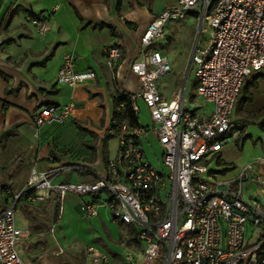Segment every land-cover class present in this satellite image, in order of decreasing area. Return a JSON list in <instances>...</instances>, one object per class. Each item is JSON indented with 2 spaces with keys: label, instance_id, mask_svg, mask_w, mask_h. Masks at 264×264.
Here are the masks:
<instances>
[{
  "label": "built area",
  "instance_id": "2783aa9c",
  "mask_svg": "<svg viewBox=\"0 0 264 264\" xmlns=\"http://www.w3.org/2000/svg\"><path fill=\"white\" fill-rule=\"evenodd\" d=\"M201 15L208 39L199 35L191 56L196 94L213 106L209 116L186 109L182 88L168 100L158 82L173 71L170 60L154 45L166 37L168 24ZM39 36L50 30L47 20L32 19ZM140 58L131 71L140 91L124 94L117 103L119 147L108 162V175L91 184H53L55 171L33 169L28 182L35 192L69 194L81 198L84 217L110 212L114 222L134 228L138 246L126 247V264H264V157L239 169L232 179L210 170L219 164L223 148L232 143V117L247 80L264 70V0H178L159 14L145 30ZM113 66L124 56L120 45L105 50ZM92 74L76 71V58L64 57L57 84L75 88ZM142 102L150 114V128L135 126ZM75 101L44 104L32 115L37 131L65 124L73 117ZM157 138L162 165L156 168L146 155L144 140ZM0 212V264H26L18 245L23 230L16 221L22 191ZM38 196V195H37ZM41 199V197H40ZM248 234L250 238H248ZM85 264H113L100 246L85 249Z\"/></svg>",
  "mask_w": 264,
  "mask_h": 264
},
{
  "label": "crops",
  "instance_id": "0c3cea01",
  "mask_svg": "<svg viewBox=\"0 0 264 264\" xmlns=\"http://www.w3.org/2000/svg\"><path fill=\"white\" fill-rule=\"evenodd\" d=\"M177 1L4 0L0 9V149L23 157L22 166L29 170L16 179L17 191L24 196H49L54 205L58 196L54 192H35L26 187L33 169L54 170L53 184H91L108 175V162L119 147L117 100L125 98L124 94L140 91L131 63L141 57L140 42L149 24ZM189 17L168 24L166 37L154 45L170 62L173 60L172 68L177 74L174 83L178 85L191 66L197 39ZM32 19L49 21L46 36L38 35ZM183 32L188 35L184 54L177 50V39ZM117 45L122 47L124 56L111 66L105 50ZM68 54L75 56L78 73L93 75L75 88L57 84L58 72ZM165 79L158 82L159 87L169 85ZM180 88L169 91L166 98L174 99ZM184 95L186 98L185 91ZM246 97L251 100L243 103ZM73 100L76 108L69 121L36 130L32 115L42 105H62ZM139 106L141 112L146 108L142 102ZM240 110L242 114L264 118V70L247 80L236 111ZM210 113L206 111L203 115ZM131 115L130 112L127 115L130 120ZM139 125L143 127L140 121ZM236 127L240 126L233 122L231 136L239 141L242 135L233 132ZM224 148L219 165L238 164L240 159L229 157ZM262 157L264 149L250 154L240 164ZM80 201L78 195L69 194L60 204L61 221L54 235H45L43 229H31L20 214L17 225L27 234V254L18 247L26 264H53L52 256L58 249L84 253L92 244L107 252L113 264H126L123 249L138 246L136 230L114 222L106 209L100 210L99 217L87 219L81 213ZM38 237L47 239L46 247L42 244L32 247L31 240ZM121 237L125 243L119 244Z\"/></svg>",
  "mask_w": 264,
  "mask_h": 264
},
{
  "label": "rangeland",
  "instance_id": "374dc122",
  "mask_svg": "<svg viewBox=\"0 0 264 264\" xmlns=\"http://www.w3.org/2000/svg\"><path fill=\"white\" fill-rule=\"evenodd\" d=\"M187 16H190L189 18L193 22L195 38H197L200 28V35H203L202 38L205 40L208 39L209 30L205 29L204 24H201L200 26L201 15L191 12L188 13ZM187 38V33L183 32L177 39V50L183 54L185 53ZM171 62L173 63V60H171ZM190 72L191 73H189L185 84L186 98L188 101L186 109L192 113H199L201 115H203L206 111L212 112V105L207 104L205 107L206 103L200 97H198L197 95H195L194 97V94L192 92L194 73L192 71ZM176 77L177 74L173 70V73H171L170 76L165 77L166 79L164 82L168 83L169 85L159 87L160 92L164 94L165 97L169 95V91L173 90L174 92L177 86L182 88V85L184 84V78L180 80V84L178 85L174 83ZM242 113L243 112L241 110H235L234 116L232 118V122H234L236 126H240L236 127L233 132L240 133L239 136L242 135L241 139L237 141V138L233 137L232 143L226 145L224 148V150L228 152L229 157L233 159H240L238 164L230 166L225 162L223 164L225 166H223L217 164L216 162H213L210 165V170L213 172H217L222 179H232L231 175L236 173V170L238 171L248 163L253 162L252 160L246 164L241 165L240 163L242 161L245 162L246 159L249 158L250 154H254L257 151L264 149V118H261L258 115L252 116ZM139 121L141 125L146 128H150V126L152 125L150 114L146 108H142V112L139 114ZM144 148L150 162L159 169L162 165L163 152L157 138L153 137L151 139H145ZM22 164L23 157H20L18 155L16 156L15 153L9 152L8 150L0 149V212L5 209L6 203H9L12 199L10 198V196H6V192L17 191L19 189V184H15V182L17 181L16 179L19 177V175H21V173L23 174L24 172L26 173L27 171H29L24 169ZM26 187L29 188L28 184L26 185ZM48 197L49 196H21L19 200L20 202L18 204V209L20 208L22 209V211L18 210L16 212V221H18L17 218L21 216L20 214L22 213V215H24L25 217V220L29 223V226H31V229L35 231L43 229L45 231V235H54V229L55 227H57L59 221H61L62 212L57 214V207L61 204V202L58 196H55L56 198H54L53 200L54 205H51ZM26 238L27 234L23 232L19 245L24 254H27V246L29 243ZM248 238H250L249 234ZM46 240L47 239H40L38 237L37 239L31 240V245L32 247H35L36 245L42 244L45 245L44 247H46L47 243H44L47 242ZM122 243H125L123 237H121V241L119 242V244ZM52 259L53 264H85V252L83 253V251L81 250L75 251V249L70 251L65 249V252H63L61 249H58L57 253L52 256Z\"/></svg>",
  "mask_w": 264,
  "mask_h": 264
},
{
  "label": "trees",
  "instance_id": "16d2710c",
  "mask_svg": "<svg viewBox=\"0 0 264 264\" xmlns=\"http://www.w3.org/2000/svg\"><path fill=\"white\" fill-rule=\"evenodd\" d=\"M3 2H4V0H0V8L2 7V5H3ZM191 73V72H190ZM192 92H193V94H194V97H195V95H196V82L195 83H193V86H192ZM120 100H122L121 98L119 99V100H117V102L118 101H120ZM248 100H251V97H246L244 100H243V103H245L246 101H248ZM241 105H242V102H241ZM130 114H132V113H130ZM137 119H136V117H134L133 115H131V123H132V125L133 126H135L136 124H137V122L138 121H136ZM60 205L57 207V214L58 213H60Z\"/></svg>",
  "mask_w": 264,
  "mask_h": 264
},
{
  "label": "water",
  "instance_id": "95a60500",
  "mask_svg": "<svg viewBox=\"0 0 264 264\" xmlns=\"http://www.w3.org/2000/svg\"><path fill=\"white\" fill-rule=\"evenodd\" d=\"M200 21H201V23H200V26H201V24H203V21H202V20H200ZM199 35H200V28H199L198 36H199ZM198 36H197V37H198ZM190 65H191V61H190ZM189 73H190V68H188V70H187V72H186V75H185L184 84H183V87H182L183 91H185V84H186L187 78H188V76H189Z\"/></svg>",
  "mask_w": 264,
  "mask_h": 264
}]
</instances>
